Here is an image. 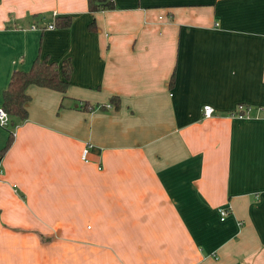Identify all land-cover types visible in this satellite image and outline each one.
I'll return each instance as SVG.
<instances>
[{"label": "crops", "instance_id": "1", "mask_svg": "<svg viewBox=\"0 0 264 264\" xmlns=\"http://www.w3.org/2000/svg\"><path fill=\"white\" fill-rule=\"evenodd\" d=\"M113 3L0 0V107L37 57L71 66L0 159V264H264V0Z\"/></svg>", "mask_w": 264, "mask_h": 264}, {"label": "trees", "instance_id": "2", "mask_svg": "<svg viewBox=\"0 0 264 264\" xmlns=\"http://www.w3.org/2000/svg\"><path fill=\"white\" fill-rule=\"evenodd\" d=\"M87 8L90 13H97L100 11L114 10L113 0H87ZM71 18L64 17L57 19L56 24L62 29H67L71 26ZM90 31H95L96 24L94 21L89 25ZM71 75V66L69 61H64L60 65L50 62L48 58L37 57L33 62L28 72L15 71L12 73L7 88L2 95L1 107L9 116V126L11 129L18 123L23 122L28 118L26 104L30 97L27 94V89L30 86H36L53 90L62 95H65L69 87V78ZM110 103L119 106V99L112 97ZM80 109L91 110L88 106L83 104ZM103 109L102 107H97ZM94 110V109H92ZM12 143V137L6 142L4 148L0 150V159L6 153Z\"/></svg>", "mask_w": 264, "mask_h": 264}, {"label": "built area", "instance_id": "3", "mask_svg": "<svg viewBox=\"0 0 264 264\" xmlns=\"http://www.w3.org/2000/svg\"><path fill=\"white\" fill-rule=\"evenodd\" d=\"M32 30H36V26L33 25L31 27ZM47 29H53V26L52 25H48L47 26ZM109 107V106H108ZM213 108L211 106H204L203 107V115L204 117L206 118H209L213 115ZM246 112H248V108L246 107H243V106H239L237 107L236 111L232 114L233 116L237 117V118H244V117H241L243 116L244 114H246ZM246 117V116H245ZM9 116L8 114L4 111V109L2 107H0V128L1 129H4V130H8L9 129ZM13 130L14 129H11V133L13 134ZM90 148L91 146L89 144H87L82 152H81V160L84 161L85 163L88 162V156H89V153H90ZM3 174V170H2V167H1V162H0V176ZM226 211L225 210H222L221 211V216H222V219L225 217L226 215Z\"/></svg>", "mask_w": 264, "mask_h": 264}, {"label": "rangeland", "instance_id": "4", "mask_svg": "<svg viewBox=\"0 0 264 264\" xmlns=\"http://www.w3.org/2000/svg\"><path fill=\"white\" fill-rule=\"evenodd\" d=\"M36 29H37V27H36ZM246 116V114H244L243 116H241V117H245ZM7 131H9L8 133H9V135L11 136V137H13L14 136V130H13V134L11 133V128L9 127V129L7 130ZM84 162V161H83ZM69 259H71L72 260V258L71 257H66V259H65V263L66 264H72V261L71 260H69ZM51 262V261H50ZM51 263H55V262H51Z\"/></svg>", "mask_w": 264, "mask_h": 264}]
</instances>
